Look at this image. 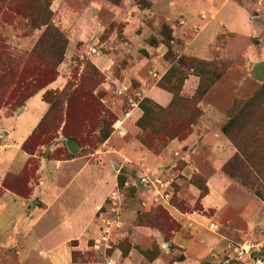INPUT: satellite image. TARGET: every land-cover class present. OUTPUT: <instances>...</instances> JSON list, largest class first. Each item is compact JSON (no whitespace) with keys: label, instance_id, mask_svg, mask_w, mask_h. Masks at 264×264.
<instances>
[{"label":"crops","instance_id":"0c3cea01","mask_svg":"<svg viewBox=\"0 0 264 264\" xmlns=\"http://www.w3.org/2000/svg\"><path fill=\"white\" fill-rule=\"evenodd\" d=\"M145 3L53 0L50 9L68 33L66 53L89 58L105 77V91L114 89L115 81H128L129 94L142 91L143 98L166 108L172 94L157 83L170 68L168 49L176 59L228 66L200 100L201 115L189 135L169 140L158 153L140 142L136 122L142 111L139 105L129 108L123 96L111 107L121 133L112 131L86 158L52 159L22 150L49 110L41 93L2 117L0 187L7 173L38 159L29 197L5 192L0 198V207L6 195L18 203L11 236L26 264H220L215 258L223 251L224 264H253L248 258L232 261L231 246L256 243L264 251V200L225 174L237 150L222 132L234 102L250 98L262 85L255 65L264 62V0ZM199 80L190 70L181 95L191 98ZM63 85L60 77L47 89ZM195 175L207 189L202 197L190 183ZM140 177L148 185H141ZM157 180L169 185L161 187ZM112 192L115 214L108 204ZM101 219L111 221L105 241ZM210 226L214 235L207 233ZM74 252L80 255L77 263ZM177 253L182 258L176 259Z\"/></svg>","mask_w":264,"mask_h":264},{"label":"rangeland","instance_id":"374dc122","mask_svg":"<svg viewBox=\"0 0 264 264\" xmlns=\"http://www.w3.org/2000/svg\"><path fill=\"white\" fill-rule=\"evenodd\" d=\"M139 3L144 2L140 0ZM40 4L41 7L50 9L52 0H13L11 11L0 13V47L3 48L0 50V121L2 117L16 113L29 97L41 93L42 98L51 105V108L45 118L43 117L36 133L29 141L27 140L26 148L22 147V150L30 155L36 153L37 157L44 156L45 152L52 159L70 158L74 156H71L72 154L67 150L66 141L71 139L80 149L74 155L86 158L102 144L100 139L103 130L105 128L112 130L111 125L117 117L111 107L120 98L115 95L114 89L105 91L102 88L105 77L93 66L89 58L81 57L79 54L71 56L69 51L66 53L67 47L64 48L63 41L58 40L52 33H44L46 26H40L39 22L31 18V12H35ZM50 20L51 27L61 31L64 38L68 40V33L61 29L53 13L50 15ZM170 52L174 56L171 49ZM170 57L166 58L168 63H170ZM227 66V62L222 61L217 68ZM60 77L64 80L63 87L48 90V86ZM66 99L68 102H65ZM262 100L264 107V94ZM259 110V106H255L248 111L238 112L237 116L240 122L252 120L256 125H264L262 109ZM174 112L172 125L165 124L164 118L170 116L160 115L163 119L158 121L153 118L152 124L157 133L152 134L147 131L143 135V141L147 146L149 145L148 147L161 149L168 141L164 137L165 134L172 137L170 133H173V130L185 128L190 110L181 105ZM228 120L229 118L226 122ZM63 121H66V125ZM81 124H84L83 129ZM229 129L233 137L247 140L251 138L250 144L248 142L240 144L242 152H249L252 157L247 162L244 153L241 152L244 160L238 157L242 163L229 164L225 170L226 175L252 194L257 190L264 195V129L262 132L257 127H251L250 124H245L243 127L233 124ZM256 132L259 136H252ZM37 161V158H30L22 169L14 171L17 168H11L9 171L14 172L7 173L2 180L0 198L5 192L23 198L29 197ZM190 183L199 189L200 194L202 193L198 179H191ZM176 190L177 187L174 186V191ZM2 202L4 205L0 207V264H26L23 253L18 252L20 248L17 244L18 240L13 241L11 236L12 221L16 218L18 203L7 195ZM175 202H177L176 199ZM195 207L198 210L199 205L196 204ZM160 217L164 219L162 215ZM209 228L207 233L213 234ZM79 256L77 255L74 262L81 260ZM177 256L176 259L182 258L179 253ZM215 260L224 264L227 253L225 251L219 253L218 259L215 258Z\"/></svg>","mask_w":264,"mask_h":264},{"label":"trees","instance_id":"16d2710c","mask_svg":"<svg viewBox=\"0 0 264 264\" xmlns=\"http://www.w3.org/2000/svg\"><path fill=\"white\" fill-rule=\"evenodd\" d=\"M106 1H108L109 3H111L113 5H119L122 0H106ZM139 1L140 0H136V3L140 6H147L148 5L145 3V0H142L144 2L143 4L139 3ZM12 2H13V0H0V13H2L3 11H11L10 7L12 6ZM50 15H52L51 9H49L45 6L41 7V4L39 5L38 9H35V12H33V13L31 12V18L33 20H36L37 22H39L40 26L41 25L46 26L44 33H46V34L52 33L58 40L61 39L63 41L64 48H66L67 44H68V40L64 38V35L62 34L61 31H58L56 28L51 27ZM36 18H39V19H36ZM51 29H53V31ZM168 39H170V36ZM1 49H3V48L0 47V50ZM168 56H171L170 57V68L168 69L166 74L160 79V81L157 83V85L160 88L170 92L172 94V100L166 108H162V107L156 105L151 100H149L147 98H143L139 103V108L142 111V115L138 119V121L136 122V125L142 131L141 135L139 136L140 142L142 144H144L148 149L153 151L154 153H158L163 147L161 149L157 150V149H154L152 147H148L149 145L147 146L146 143L143 141V135L147 131L152 132V134L157 133L156 129L154 128V126L152 124V121H154L153 118H155V120L158 121L159 119H163L160 115H162L164 117L170 116L169 118H164L165 124L172 125L173 124L172 123L173 122V114L175 113L174 110L177 107H180L181 105L185 106L187 109L190 110V112L187 115V122L185 123L186 124L185 128L173 130V133H170V134H172V137L167 136V134H165L164 137H166V139H168V141L172 140V139L182 140V139L186 138L189 135V133L191 132V127L196 124L199 116L201 115V110L199 107L200 100L206 94V92L212 87V85L223 75L224 71L226 70V68L218 69L217 65H219V63H216V62H207V61L199 60L196 58H190V57H180V58L176 59L174 56H172L169 49L165 55V58H168ZM190 70L193 72V74L198 76L200 80H199V84L197 86V89H196L194 95L191 98H186V97L181 95V87H182V84H183L184 80L186 79ZM31 80H32V78H31ZM45 93L47 94L48 92H45ZM263 94H264V84L259 86L258 89L255 91V93L250 98L245 99V100H236L234 102L232 109L229 111V113H228L229 120L222 126V132L226 135V137L234 145V147L237 150V153L225 164L224 172H225L227 166L233 162L234 163L235 162H241L242 163L241 159L244 160V158L246 159L247 162L250 161V159L252 157L251 154L249 152L245 153V151L242 152L243 149L241 148L240 143L241 142H248L250 144L252 141L251 138H248V140L244 139V138H237L236 136H235L236 137L235 138V137L231 136L229 128L233 124L240 125V127H243L245 124L246 125L250 124L251 127H254V128L257 127L259 130H261L263 132V129H264L263 124L256 125L252 120L251 121L250 120H247V121L242 120L240 122L239 116H237L238 112L248 111L250 108H253L255 106H259L260 110L262 109L261 112L264 116V107L262 106ZM65 102H68L67 99ZM50 108H51V105L49 107V110H50ZM66 108H67V106H66ZM49 110L47 111V113L49 112ZM46 114H45V116H46ZM231 115H233V117H230ZM45 116H44V118H45ZM65 118H66V113H65ZM238 119H239V123H237ZM41 121L39 122L38 126L40 125ZM115 121H116V119L114 120V122ZM65 122L66 121H63L64 125H66ZM114 122H113V124H114ZM113 124L111 125L112 130H107L106 128L103 130V132L101 134L100 144L103 143L109 137L110 133H112ZM83 125L84 124H81L82 129H83ZM38 126L36 127V129L34 130L32 135L29 137V139L31 137H33V135L36 133ZM89 131L90 130H88V132ZM171 131L172 130H170V132ZM258 132L254 133L252 136H259L260 132L259 133ZM260 134H262V133H260ZM261 136H263V135H261ZM29 139H28V141H29ZM28 141H26L22 145V147L24 149L26 148ZM241 152L244 153V158H243V155ZM238 157H241V159H238ZM194 179H198L200 182L199 186H200V190L202 192L200 194V197L204 196L207 192V189L205 188V185H204V180L198 175L193 176L192 180H194ZM118 181L121 184L122 178L120 177L118 179ZM254 195L256 197L264 200V195H262L261 192L256 190V191H254ZM77 255L78 254L75 252L72 254L73 260L77 257Z\"/></svg>","mask_w":264,"mask_h":264},{"label":"built area","instance_id":"2783aa9c","mask_svg":"<svg viewBox=\"0 0 264 264\" xmlns=\"http://www.w3.org/2000/svg\"><path fill=\"white\" fill-rule=\"evenodd\" d=\"M114 93L116 96H123L126 98L127 105L129 108H134L139 105L140 101L143 99L142 91H133L129 94L131 90V84L128 81H115L114 82ZM113 131L120 130V120H116L113 124ZM141 185H148V180L145 178L139 179ZM161 187L168 186L167 181H155ZM108 204L113 209L115 214L117 209V193L112 192L108 196ZM102 227H101V241H105L107 235L110 232L111 221L108 219H101ZM210 229L213 230V226H210ZM99 244L100 242H96ZM230 259L234 262H244L245 259H251L253 264H264V251L261 246L256 243L245 242L239 245H232L230 248Z\"/></svg>","mask_w":264,"mask_h":264},{"label":"water","instance_id":"95a60500","mask_svg":"<svg viewBox=\"0 0 264 264\" xmlns=\"http://www.w3.org/2000/svg\"><path fill=\"white\" fill-rule=\"evenodd\" d=\"M255 78L259 82H263L264 81V62L263 61L262 62H258L255 65ZM66 147H67V150L71 154H76L79 151L78 144L74 140H71V139L66 141Z\"/></svg>","mask_w":264,"mask_h":264}]
</instances>
